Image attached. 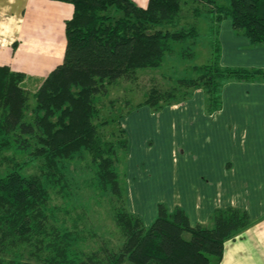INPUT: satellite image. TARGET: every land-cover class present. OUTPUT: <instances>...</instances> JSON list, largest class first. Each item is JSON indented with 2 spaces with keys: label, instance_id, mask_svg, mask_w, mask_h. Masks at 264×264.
<instances>
[{
  "label": "trees",
  "instance_id": "trees-1",
  "mask_svg": "<svg viewBox=\"0 0 264 264\" xmlns=\"http://www.w3.org/2000/svg\"><path fill=\"white\" fill-rule=\"evenodd\" d=\"M60 1L73 6L62 61L33 91L24 86L25 72L0 65V168H7L0 175V264H220L225 241L251 225L248 213L219 208L208 224H191L181 207L169 211L161 203L145 226L126 206L119 166L129 137L120 120L139 106L159 110L185 101L197 89L212 114L221 107L224 83L264 81V69L222 66L219 40L220 24L229 19L251 45H264V0H190L195 15L206 6L212 17L210 60L168 87L152 78L136 104L127 97L103 99L111 86L136 85L141 71L162 68L177 52L174 44L198 36L195 23H180L188 0H148L145 7L134 0ZM116 103L124 106L117 115ZM13 156H23L22 165L11 168ZM74 157L93 171L96 191L113 197L121 236L116 244L84 249L78 229L83 215L53 202L68 191L66 163ZM24 165L36 171L26 175Z\"/></svg>",
  "mask_w": 264,
  "mask_h": 264
},
{
  "label": "crops",
  "instance_id": "crops-1",
  "mask_svg": "<svg viewBox=\"0 0 264 264\" xmlns=\"http://www.w3.org/2000/svg\"><path fill=\"white\" fill-rule=\"evenodd\" d=\"M72 12L60 0H0V65L25 72L36 88L63 59L65 20ZM219 35L222 66L264 69V45H251L228 19ZM201 96L197 104L139 106L122 118L132 164L127 201L130 195L137 200L130 212L148 226L159 204L173 210L152 197L170 185L169 191L186 195V207L178 206L191 224H207L215 209L245 210L251 225L225 241L220 264H264V81L224 83L221 107L212 114Z\"/></svg>",
  "mask_w": 264,
  "mask_h": 264
},
{
  "label": "rangeland",
  "instance_id": "rangeland-1",
  "mask_svg": "<svg viewBox=\"0 0 264 264\" xmlns=\"http://www.w3.org/2000/svg\"><path fill=\"white\" fill-rule=\"evenodd\" d=\"M134 1H136V3L142 7H145L148 2V0ZM194 6L195 4L188 0V3L184 8L183 16L180 23L182 25H186V27L189 26L191 23H195L198 28V36L187 40V42L185 41L174 44L177 52L165 58L162 68L141 71L138 83L136 85L131 86L129 85V83H123L124 86L121 84L111 86L109 89V93L107 97L103 99V102L107 103L109 99L122 100L123 97H127L133 104H136L144 100L145 91L148 89L152 78H155L159 83H161L163 87H168L170 84H172V80L176 77L191 76L193 73L191 69L193 65L206 63L210 60L214 37V34L211 31V27L213 26L212 17L206 11V6H200V15H195V12L193 10ZM228 21L230 20L228 19ZM222 38L219 35L220 44L221 41H223ZM170 77L171 79L169 80L168 78ZM35 82V80H25L24 86L27 87L29 90L33 91L35 88ZM200 91L203 92L202 89H200ZM194 92V100H192L193 97H191V100L187 99L185 101L175 103V105L179 103L180 105H188L189 103L197 104L198 100H201L202 96L201 92ZM30 101L31 103H33L32 98L30 99ZM123 110L124 106L120 105V103H116V106L113 109V113L117 115L120 111ZM108 111L109 110L104 111V114H106V116L109 115ZM120 122L122 125V122H124V120L121 119ZM106 129L110 130L112 128L108 126L106 127ZM126 159L127 157L124 158L123 164L121 163L119 166L120 174L122 172H125V183L127 181V174L129 170V161L128 159ZM22 163L23 156H13V160L10 162V167L12 166V164V167H14L15 165L17 166L19 164L22 165ZM135 164L136 166H139V168L140 166L141 168L143 167L142 163L138 161H136ZM129 165L132 166L131 161ZM5 168L6 167L0 168V175L5 172V170L7 169ZM66 169L67 176L70 177V179H68L67 184L68 191L65 193V196H58L53 200V202L55 201L59 203V205L64 208L68 207L71 210L79 211L83 215V219L81 220V223L78 226L79 231L84 236L83 238H86L83 241V248H97L98 245L103 241L108 245L116 244L117 241L120 240L121 236L118 227L114 223L112 216V208L114 205L112 195L108 191L102 193H98L96 191L94 184V173L91 168L86 165V162L83 160L82 157H74L72 162L67 161ZM34 171H36V166L34 165L27 167H25L24 165V168H22V172L26 175ZM165 181H161V184H163ZM171 187L172 185H170L169 189H165L166 187H163L160 192L155 193V196L152 197L159 199V201H167L169 203V209L172 208L173 205H175L174 207L178 206V204L182 205L185 208L186 201H188L186 200V195L181 193L174 194L175 192L169 191ZM135 205H137V200L135 199L134 195H130L129 200L126 201L127 209L129 211L136 210L134 209ZM242 233H244V231ZM237 236H240V234ZM123 264L131 263L124 262Z\"/></svg>",
  "mask_w": 264,
  "mask_h": 264
}]
</instances>
